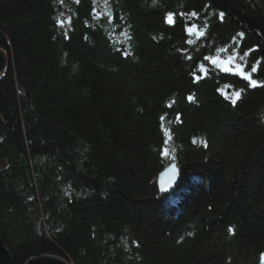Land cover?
<instances>
[{"label": "trees", "instance_id": "1", "mask_svg": "<svg viewBox=\"0 0 264 264\" xmlns=\"http://www.w3.org/2000/svg\"><path fill=\"white\" fill-rule=\"evenodd\" d=\"M0 49L11 264H261L264 0H0Z\"/></svg>", "mask_w": 264, "mask_h": 264}, {"label": "water", "instance_id": "2", "mask_svg": "<svg viewBox=\"0 0 264 264\" xmlns=\"http://www.w3.org/2000/svg\"><path fill=\"white\" fill-rule=\"evenodd\" d=\"M3 65H4L3 55L0 51V74L3 69ZM173 168L175 169L174 173L172 171ZM173 176H174V179L172 180L171 186L168 187L167 191L161 192L160 191L161 182H164L165 184H167L169 179ZM180 179H181V176H180V172L177 166L174 163H170L164 169H162L157 175L156 185H157L159 193L167 194V193L172 192L173 188L176 187L177 189L180 183ZM10 261H11V257L9 255V252L0 240V264H11ZM24 264H70V263L67 261V259L63 257L51 255V254H43L40 256L28 258Z\"/></svg>", "mask_w": 264, "mask_h": 264}, {"label": "rangeland", "instance_id": "3", "mask_svg": "<svg viewBox=\"0 0 264 264\" xmlns=\"http://www.w3.org/2000/svg\"><path fill=\"white\" fill-rule=\"evenodd\" d=\"M60 18H64L65 19V16L64 15H60L59 16ZM189 29H191V31H189ZM186 31L191 35H195V36H198V33L200 32L199 31V28L194 25V24H189L187 27H186ZM2 55H3V60H4V65H3V69H4V66H5V63H6V57H5V54L4 52L0 49ZM212 58V57H211ZM210 58V61L214 64V65H217L218 67L222 68V70L224 69L225 71H230V72H236L238 74H241L242 73V67H241V64H238L237 62L233 61L232 59H221V58H217V57H214L211 59ZM214 61V62H213ZM2 69V70H3ZM2 72V71H1ZM226 95L228 93H225ZM169 165V164H168ZM158 175V174H157ZM191 178V177H190ZM187 179V181H185L184 184H182V186L180 187V184H181V181L179 183V186H178V190L175 188H173L172 190H174L175 192H178V191H182L183 195H186L187 191H186V187H187V183L189 181V179ZM186 184V185H185ZM189 184V183H188ZM157 186V185H156ZM190 186V185H189ZM193 187V186H192ZM158 189V188H157ZM169 194V193H168ZM2 242V241H1ZM43 255V254H42ZM40 256V255H39ZM36 257V256H34Z\"/></svg>", "mask_w": 264, "mask_h": 264}, {"label": "snow or ice", "instance_id": "4", "mask_svg": "<svg viewBox=\"0 0 264 264\" xmlns=\"http://www.w3.org/2000/svg\"><path fill=\"white\" fill-rule=\"evenodd\" d=\"M222 15H223V14L221 13V16H222ZM171 22H172V21H171V18H169V23H171ZM189 31H191V29H189ZM206 59H207V58H206ZM213 62H214V61H213ZM256 71H257L256 67H253V68H252V72H256ZM242 75H243V74H242ZM244 78L249 80V82H250V86H252V87H256V86H257V81L254 80V79H251L250 76H245ZM239 97H240V93L237 92V93L235 94V99H232V100H231L232 104H236V103H237V100L239 99ZM192 99H193V97H191V96L188 97V100H189V101H192ZM226 99H227V97H226ZM194 143H195V141H194ZM172 171H173V173H174V172H175V169L173 168ZM173 179H174V176L171 177V178L169 179V181L167 182V184H165L164 182H161V185H160V191H161V192H165V191H167L168 187L171 186V183H172V180H173ZM231 231H232V229L230 228V229H229V232H231ZM261 264H264V255L261 256Z\"/></svg>", "mask_w": 264, "mask_h": 264}, {"label": "bare ground", "instance_id": "5", "mask_svg": "<svg viewBox=\"0 0 264 264\" xmlns=\"http://www.w3.org/2000/svg\"><path fill=\"white\" fill-rule=\"evenodd\" d=\"M160 194V193H159ZM160 195H162V196H168V193L167 194H160ZM68 261V260H67Z\"/></svg>", "mask_w": 264, "mask_h": 264}]
</instances>
